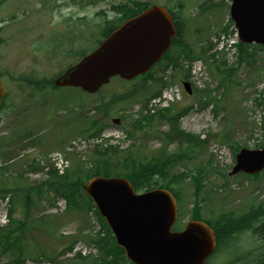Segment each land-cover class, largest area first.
Listing matches in <instances>:
<instances>
[{"label":"rangeland","instance_id":"374dc122","mask_svg":"<svg viewBox=\"0 0 264 264\" xmlns=\"http://www.w3.org/2000/svg\"><path fill=\"white\" fill-rule=\"evenodd\" d=\"M125 1L0 0V76L8 92L0 110V188L5 187L12 195V220L28 222L24 235L30 240L25 253L2 247L0 264L23 259L25 264H78L79 258L73 256L71 248L108 238V230L87 195L79 196V206L71 204L55 187L62 175L50 173L55 166L52 155L58 151L70 160L68 169L75 174L96 167L98 158L93 149L108 141L101 142L100 135L87 130L92 120L100 122L102 132L129 134L117 144L134 146L146 156L164 148L166 153L177 152L180 146L185 147L182 143L187 146L180 151L197 146L191 157L171 164L172 175L184 173L177 228L185 227L197 214L203 220H218L223 214L237 218L252 206H264V172L257 177L230 175L241 148L255 149L264 144V47L253 45L250 50L255 53L254 59L248 58L239 65L238 47L229 45L237 42L234 26L230 31L224 28L229 22L232 0H141L167 4L181 15L184 42L197 49L214 44L218 50L216 61L221 65L227 62L222 73L213 71L215 61L188 60L181 54V65L166 58L147 75L131 82L116 77L91 95L72 87L57 89L47 85L39 90L28 83L55 78L80 58L79 52L95 49L107 21H117L121 16L113 6ZM224 32L230 34L229 41L215 42V37ZM172 50L174 54L181 53L177 46ZM188 66H192L189 77L185 75ZM229 67L237 68L232 72ZM184 81L194 82L192 94L185 91ZM206 85L211 89L208 92L202 90ZM170 86L181 93L170 103L166 116L157 115L144 122L143 129L135 126L142 117L151 115L144 106L158 96L155 93L161 94ZM130 90L135 93L129 99L113 101L116 95ZM211 97L213 100L206 105ZM190 105L191 110L179 118L178 125L195 139L168 138L166 134L172 132L174 124L170 115ZM116 118L121 119L119 124L113 122ZM78 137L86 141L68 150ZM91 139L98 141L93 144ZM204 139L205 144L198 143ZM108 171L114 176L124 167L115 166ZM195 177L203 180L200 191ZM27 192L32 199L30 206L26 204ZM196 205L199 212L194 213ZM263 225L258 223L257 231L251 228L235 234L208 262L257 264L258 259L264 258ZM99 226L104 235L96 233ZM103 247L105 250L107 242ZM104 255L100 247L95 258ZM91 259L94 257H88L85 264H94Z\"/></svg>","mask_w":264,"mask_h":264},{"label":"water","instance_id":"95a60500","mask_svg":"<svg viewBox=\"0 0 264 264\" xmlns=\"http://www.w3.org/2000/svg\"><path fill=\"white\" fill-rule=\"evenodd\" d=\"M230 13L241 42L264 45V0H233ZM176 35L170 11L154 5L124 22L55 83L95 93L112 77L132 80L163 58ZM185 85L191 92L190 84ZM5 95L0 79V105ZM263 169L264 148H243L231 174H255ZM84 190L135 264H207L216 250V233L204 221L191 220L182 231L172 229L178 219V202L167 189L139 193L125 177L95 176Z\"/></svg>","mask_w":264,"mask_h":264},{"label":"trees","instance_id":"16d2710c","mask_svg":"<svg viewBox=\"0 0 264 264\" xmlns=\"http://www.w3.org/2000/svg\"><path fill=\"white\" fill-rule=\"evenodd\" d=\"M154 3L151 2H145L141 0H126L125 2L118 3L113 6V8L121 15L117 21H110L106 23V26L103 29L102 36L105 38L115 27L120 25L122 22H124L126 19L133 17L134 15L144 11L145 9L152 6ZM173 9V8H171ZM175 17L177 19V25L179 27L180 34L174 39L173 41V47L170 51L166 54L165 58H168L171 63L175 65H180L181 62L179 60L180 55L183 54L185 58L188 60H194L201 58L203 60H212L215 61L213 63L212 68H214V72L222 73L224 70V66L227 62L223 61L221 62L223 65L219 64V62L216 61L217 59V53L211 52L212 45H206L204 47H200L199 49L191 46L189 43H186L183 41V18L181 15H179L176 11ZM232 23V21H231ZM230 23V24H231ZM226 30H229V26L225 27ZM102 40L99 41L98 44L101 43ZM177 46L181 48L180 54H174L172 53V49ZM239 50V65L246 61L248 58L254 59V54L251 52L252 45L245 44V43H239L236 45ZM179 50V49H178ZM177 52V51H176ZM237 67L227 68L231 69L232 72H235ZM187 76L190 75L189 72L186 73ZM29 81V80H28ZM28 83L35 85L39 90L44 89L48 84L52 85L53 87H56L54 84V79H34L33 81H29ZM162 83L165 82L162 81ZM161 84V83H160ZM222 87L225 86L224 83L221 84ZM210 88H207L204 92L210 91ZM135 93V91H129L127 93H122L120 95H116L113 99V101H123L129 99L132 94ZM154 94V93H152ZM160 91H157L155 95H159ZM213 98L206 102V105H209ZM216 102L219 100H215ZM149 103V102H148ZM148 103L144 106L147 107ZM4 106V105H3ZM3 108V107H2ZM1 109V108H0ZM217 109V107H216ZM171 108H165L164 111H158L157 113L151 114L147 117H142L138 122H135V126L138 128L143 129L145 127L144 122L149 121L153 119L155 116H166V113L169 112ZM191 110V106L183 107L180 111L176 112L173 115H170L172 123V132L170 134H166V136L170 139H179L183 141V137H187L188 139L191 138V140H194L195 137L191 134H186L185 132L180 129L178 125V120L181 116L187 114ZM99 121L98 120H92L87 130H93L96 134L101 133L102 128L99 127ZM129 136V134H128ZM198 143L205 144L206 140H200ZM182 145L187 146L185 143H182ZM202 146V145H200ZM264 144L258 145V147H263ZM184 147V148H185ZM183 146L179 148L177 152H168L166 153V149L160 150L157 154H152L150 156H146L143 154L142 151L135 149L134 146L130 147L129 149L123 151L119 147L116 146H110L105 147L104 145H97L96 155L98 158L96 167L92 169L91 171L84 172L80 171L79 173L75 174L74 171L71 169L68 170V172L63 175L59 176L60 180L57 184H55V187L60 192L62 191L64 195L68 198L71 204H74L76 206L80 205L79 196L86 193L83 190L84 184L93 176L97 175H106L109 176V171L111 167H124L123 172H118L116 175H122L127 177L132 184L135 186L136 191H145L150 190L154 188H167L169 190H172L174 195L177 197V199L180 201L181 199V191L182 186L181 183V177H183L184 173H180V175L175 176L170 173L171 164L175 163L176 161L185 160L189 157H191L195 153V149L197 148L196 145L189 146L188 151H180ZM183 148V149H184ZM240 148V147H239ZM238 148V149H239ZM195 157V156H194ZM114 160L115 163H114ZM99 163V164H98ZM200 172L202 171V168H199ZM53 174L57 175L55 171H52ZM74 173V174H73ZM107 173V174H106ZM163 179V182H160V180ZM195 180V183L198 187L197 191H200V189L203 188V180L198 179L197 177L193 178ZM60 181L62 183L60 184ZM42 185H48L46 182H42ZM12 190L11 188H9ZM8 191L5 187L0 188V193ZM29 192H27L26 196V204L27 206L31 205L30 197L28 196ZM89 198V197H88ZM91 204H93L92 200L89 198ZM89 202V205H90ZM195 211L194 213L199 212V207L196 205L194 207ZM12 209L10 212L11 215V224L4 228L0 229V250L2 247L6 246L7 248L13 249L16 248L17 250H20V252L25 253L26 249H28V243L30 240H26L27 237L24 235L26 232V226L28 222H21L16 223L15 220H12ZM100 220L105 227V229L108 230V238L99 241L98 244L100 245L101 249L105 252V255L101 257L100 259L93 260L94 264H133L128 261V259L125 256L124 250L119 247L116 242L115 238L105 222V219L99 214L97 211ZM197 219H201L200 216L196 215ZM264 219V206H262V203L259 205V207H251L249 211H247L245 214H243L240 217L234 218L230 214H223L221 218L218 220H208V222L214 227L217 238H218V248L220 249L222 246L226 245L228 242H230L235 234H238L240 232H243L245 230L255 228L256 231L259 230L258 223H263ZM264 226V225H263ZM22 240H26L27 242H23ZM23 242V243H22ZM102 242V244H101ZM107 242V247L104 250L103 244ZM78 264H85L86 258L80 257ZM260 264H264V258L260 260ZM25 263V262H23ZM76 264V263H74Z\"/></svg>","mask_w":264,"mask_h":264}]
</instances>
